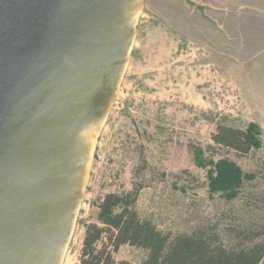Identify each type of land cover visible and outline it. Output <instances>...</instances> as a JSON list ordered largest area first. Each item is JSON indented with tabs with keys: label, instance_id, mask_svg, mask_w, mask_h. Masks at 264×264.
I'll return each instance as SVG.
<instances>
[{
	"label": "rangeland",
	"instance_id": "374dc122",
	"mask_svg": "<svg viewBox=\"0 0 264 264\" xmlns=\"http://www.w3.org/2000/svg\"><path fill=\"white\" fill-rule=\"evenodd\" d=\"M217 125L255 127L260 147L218 148ZM134 188L139 217L162 232L213 229L226 248L261 241L231 230L264 234V0H144L64 264H79L99 200ZM146 255L125 245L115 258Z\"/></svg>",
	"mask_w": 264,
	"mask_h": 264
},
{
	"label": "water",
	"instance_id": "95a60500",
	"mask_svg": "<svg viewBox=\"0 0 264 264\" xmlns=\"http://www.w3.org/2000/svg\"><path fill=\"white\" fill-rule=\"evenodd\" d=\"M144 0H0V264H64Z\"/></svg>",
	"mask_w": 264,
	"mask_h": 264
},
{
	"label": "trees",
	"instance_id": "16d2710c",
	"mask_svg": "<svg viewBox=\"0 0 264 264\" xmlns=\"http://www.w3.org/2000/svg\"><path fill=\"white\" fill-rule=\"evenodd\" d=\"M259 135L253 126L242 130L217 125L211 141L218 148L248 155L260 147ZM138 195L139 189L134 188L121 194H106L99 200V224L85 226L79 264H129L115 258L125 245L147 252L140 264H260L263 260V232L231 230L236 239L245 242L261 239L248 248H226L215 230L208 228L190 234L165 233L139 217Z\"/></svg>",
	"mask_w": 264,
	"mask_h": 264
}]
</instances>
